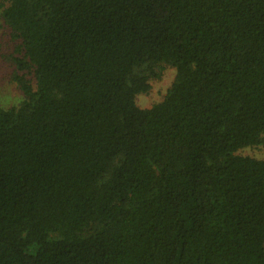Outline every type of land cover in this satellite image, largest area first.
I'll return each mask as SVG.
<instances>
[{
	"label": "trees",
	"instance_id": "1",
	"mask_svg": "<svg viewBox=\"0 0 264 264\" xmlns=\"http://www.w3.org/2000/svg\"><path fill=\"white\" fill-rule=\"evenodd\" d=\"M0 23V264H264V159L238 154L264 143V0H0Z\"/></svg>",
	"mask_w": 264,
	"mask_h": 264
},
{
	"label": "rangeland",
	"instance_id": "2",
	"mask_svg": "<svg viewBox=\"0 0 264 264\" xmlns=\"http://www.w3.org/2000/svg\"><path fill=\"white\" fill-rule=\"evenodd\" d=\"M0 23V108L16 107L22 100V95L17 87L10 82L12 68L3 58L9 53L7 37ZM174 78V70L165 68L159 80L150 83V90L146 94L136 96L135 103L141 109H148L159 103ZM239 155L253 159H264V143L256 147H248L238 152Z\"/></svg>",
	"mask_w": 264,
	"mask_h": 264
}]
</instances>
